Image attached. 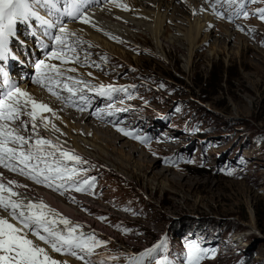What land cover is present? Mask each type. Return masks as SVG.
<instances>
[{
	"label": "rangeland",
	"instance_id": "1",
	"mask_svg": "<svg viewBox=\"0 0 264 264\" xmlns=\"http://www.w3.org/2000/svg\"><path fill=\"white\" fill-rule=\"evenodd\" d=\"M115 1L102 6L118 8L126 0ZM169 1L178 8V17L189 20L192 35L193 19L202 22L208 17L219 24L200 34L199 46L207 34L211 39L202 49L194 50L192 59L187 44L181 51L165 40L158 48L150 33L140 29L152 22L132 17L138 19L133 22L139 28L103 21L125 44L100 35L115 48L103 49V43V48L94 47L96 53L88 58L99 67L69 66L77 69L74 76L83 73L88 76L84 80L92 85L120 84L131 91V98L116 104V109H129L126 118L132 124L130 129L138 128L139 136H151L149 142L144 145L110 130L124 138L119 146L129 142L146 160L158 162L156 173L141 174L136 164L127 160L129 171H118L112 164H97L93 159L84 167L94 166L87 172L97 179L94 194L76 197L32 185L33 189L70 205L72 221L88 223L85 232L94 231L98 238L109 241L96 251L100 257H120L110 264H127V257L138 255L165 237V252L178 264L188 240H198L215 252L214 258L202 264H264V22L252 15L264 8V0L253 3L249 18L231 23L216 15L212 7L216 0H195L202 5L196 17L191 16L190 0ZM146 6L149 13H157L152 4ZM166 6L160 12L171 14ZM216 10L223 11L222 5ZM122 11L131 14L128 7ZM226 25L238 34L232 41H225ZM180 26L185 34L190 31L187 24ZM171 28L167 37L175 35V27ZM81 37L83 44L93 46ZM84 52L80 51L83 59ZM62 110L68 111L65 107ZM66 116L71 120L70 114ZM92 122L87 117L85 123ZM65 148L85 159L77 149ZM118 157L113 155L112 159ZM3 177L5 181L20 180L6 174ZM71 197L91 204V209L81 203L71 204ZM68 258L82 264L72 256Z\"/></svg>",
	"mask_w": 264,
	"mask_h": 264
},
{
	"label": "snow or ice",
	"instance_id": "2",
	"mask_svg": "<svg viewBox=\"0 0 264 264\" xmlns=\"http://www.w3.org/2000/svg\"><path fill=\"white\" fill-rule=\"evenodd\" d=\"M257 2L216 0L212 7L215 10L216 5H227L225 11H216V15L233 22L234 18H249L246 5ZM91 3L92 0H0V64L9 59L10 42L17 36L18 26L40 28L51 41V47L41 45L44 59L34 62L36 75L32 83L49 92L65 106L75 107L81 112L91 107L90 92L108 100L118 93L127 94L125 88L112 85L97 87L89 81L68 75L77 72V69L64 67L79 63L83 44L76 33L69 31L67 21L95 27L88 14ZM252 15L264 22V8L256 9ZM32 34L35 37L36 33ZM88 55L85 54V59ZM53 60L59 61V64L51 63ZM84 66L99 67L94 62ZM0 77L3 78L0 84V168L60 195L72 190L94 194L96 177L87 176L89 167L94 166L84 167L89 162L74 150L65 148L58 139L53 141L41 134L43 129L45 132L66 135L42 115L50 112L55 119H60L56 112L13 81L8 71L0 69ZM62 92L68 95L63 96ZM115 111L123 112L126 109L118 108ZM107 114L112 116L115 113L109 111ZM118 124L119 121L116 122V131L138 139L142 144L149 142L147 137L140 139L138 134ZM71 200L76 203L74 197ZM98 219L103 221L107 218ZM84 228V225L63 216L42 199L34 198L27 185L14 180L5 182L3 173H0V264H68L67 261L54 259L49 249L72 256L82 261V264H110V261L120 258L116 255L100 257L96 249L106 247L109 241L98 238L94 231L85 232ZM124 231L127 234L128 230ZM166 248L165 237L138 255L127 257V264H178L165 252ZM214 256L215 252L204 248L198 240H188L183 246L179 264H202L203 260Z\"/></svg>",
	"mask_w": 264,
	"mask_h": 264
},
{
	"label": "bare ground",
	"instance_id": "3",
	"mask_svg": "<svg viewBox=\"0 0 264 264\" xmlns=\"http://www.w3.org/2000/svg\"><path fill=\"white\" fill-rule=\"evenodd\" d=\"M126 1H124L125 2L124 4L117 5L119 6L118 8H115L114 5L113 6L110 5L111 7L108 5L107 6L101 5L102 9H99L100 7H98L97 10L92 9L89 15L92 17V24H94L95 27H93L91 24H83V23H77L75 25L73 24L67 25L69 31L79 34L77 36L79 37L82 36L83 39H85V41L89 39V41L93 43V46H90L89 44L86 43L82 44L81 45L82 52L86 51L87 54L92 55L95 52L94 47H99V48L104 47L103 49H108L106 47L108 46L111 48V50L115 48L110 44H107L104 41H102L100 35L105 36L107 38L109 37L118 38L116 39L117 41L120 42L122 41V43L125 44V42L122 39H120L118 34L112 29H110L109 26H106L104 22L106 20H111L118 24L121 23L122 25L127 26L129 28L132 27L139 28V24H135V22H133L138 20V19L137 20L132 19V17H134V18H139L141 20L143 19L148 22L150 21L152 22V25L150 27L144 25L143 27L141 26L140 29L150 33L152 39H154V41L156 42L158 48H161V41H165V40H168V42L171 45H173L177 50L179 49L181 51L182 49L184 50L183 47L187 44L186 46H189L188 51L190 58L192 59L194 55V50L199 47L202 49L205 45L209 44L208 41H210L211 39V37H209V34H207V36H205L204 38L205 43L199 46L197 41L200 38V34H203L208 29L210 30L215 25H219L217 21L208 17H206L202 22L200 21V18L196 20L193 19V21L195 22V34L192 35L191 24L189 23V20L185 18V16L183 18L178 17V8L173 4V2L169 0H167L168 1L167 3L164 2L163 0L162 1L128 0L127 2ZM199 1L190 0L189 2L193 4L190 8L191 11L190 13L191 16L193 17L197 16L199 9L202 6L201 4L200 6H198ZM161 2L163 3V5H160ZM146 4H152L157 13L154 14L149 13L144 8V7L147 8ZM164 5H167L166 6L167 11L168 10L172 11L171 14L160 12V10L163 8L162 6ZM123 7H128L131 11V14L123 12L122 11ZM138 8L140 9L138 10ZM132 9H136V10L132 11ZM180 23L181 24L185 23L187 24V26L190 27V31H188L187 34L184 33L185 30L182 29ZM170 25H173L175 27L174 30L175 35H173L172 37H167L166 33L172 29L171 27H173ZM226 27L228 28V31L224 33L225 41L226 40L232 41L235 35L238 34L236 32L235 33H232V31L230 32L229 31V29L231 28L230 26L226 25ZM210 32L211 31H209V33ZM84 75L85 74H82L81 76L77 75V78L88 79V76H84ZM21 87L27 90L29 93H31V95L35 97L38 101H42L43 103L48 104L56 112V114L60 117V119H55L52 116V113L50 112H44L42 113V115L48 117L52 121V123H54L61 130V132L66 133V135L62 136L58 132H51V131L45 132L42 129L41 133H43V135L48 134V136L50 135V137H54L56 138V140L58 139V141L63 143L65 146L73 147L75 148V150L77 149L78 152H81V154H83V156L85 157L86 160H88V162H92V160L95 159V162H97V164L98 163L105 164L108 166H111L112 164L113 170H115L114 169L115 167L118 169V171H129V164L125 163V161L127 160L129 163H135L136 169L139 172H141V174L144 173L149 175L156 173V168L159 167V163L158 162L155 163L151 160H146L147 158H145V156H143L141 152H139L138 150L139 148L138 149L134 148L133 145L130 144L129 142L119 146L120 142L123 141L124 138L121 135H115L114 133L115 131L110 130L116 128H112V127L108 128L106 125L98 124L96 122L95 123L92 122L91 124H86L85 121L87 120V115L78 112H73L68 109H67L68 111L64 112L62 110L63 106L57 103L56 100L50 97L46 92L40 90L39 87L38 88L35 86L31 87V84L29 82H24L21 85ZM66 113L70 114L71 120H68ZM65 141L66 143H64ZM126 149L128 151H126ZM118 154L119 157L117 159H112L113 155L118 156ZM136 154H139L138 155L140 157L139 160L135 157ZM17 183L27 185L28 189L31 191V195L35 194L41 196L39 199H42L52 208L59 211L63 216L69 219L73 218V215L71 214L72 211H70L72 209L70 205L66 206V204L63 202L57 203V201L49 194H45L42 191H36L35 187H34L35 189H33L32 184H30L28 181H24V180L22 181L20 179L19 181H17ZM19 190L24 191V189H19ZM75 201L76 203H81L82 206L91 209L90 206L91 204L76 198ZM71 204H73V202ZM86 224L89 226L88 223ZM49 253L54 259L59 258L71 264H78L77 261L75 262L74 260H71L68 257H64L60 253L51 252L50 249H49Z\"/></svg>",
	"mask_w": 264,
	"mask_h": 264
}]
</instances>
